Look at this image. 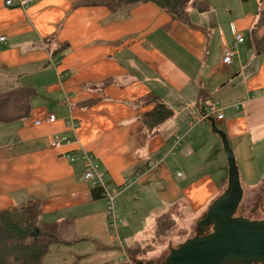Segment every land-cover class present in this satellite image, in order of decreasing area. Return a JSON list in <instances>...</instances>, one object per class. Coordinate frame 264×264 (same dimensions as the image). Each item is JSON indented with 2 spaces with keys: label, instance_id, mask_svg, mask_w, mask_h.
<instances>
[{
  "label": "crops",
  "instance_id": "crops-1",
  "mask_svg": "<svg viewBox=\"0 0 264 264\" xmlns=\"http://www.w3.org/2000/svg\"><path fill=\"white\" fill-rule=\"evenodd\" d=\"M6 1L0 0V94L33 88L36 96L28 118L0 122V212L40 203L43 222L62 225V243L51 245L42 264L128 262L127 249H143L173 208L201 221L228 186L210 169L223 162L208 157L220 155L219 140L208 136L212 142L201 149L199 133L211 130H187L205 114L212 116L206 122L222 114L217 121L228 140L264 153V56L250 39L264 0H199L207 11L190 8L189 24L152 3L114 18L106 7L74 8L79 0H29L23 8ZM63 44L67 49L55 56ZM150 94L173 111L152 131L140 121L156 106L143 102ZM177 134L185 138L171 158ZM55 141L62 146L51 147ZM84 154L106 173L104 192L117 195L116 231L101 190L85 179Z\"/></svg>",
  "mask_w": 264,
  "mask_h": 264
},
{
  "label": "trees",
  "instance_id": "trees-1",
  "mask_svg": "<svg viewBox=\"0 0 264 264\" xmlns=\"http://www.w3.org/2000/svg\"><path fill=\"white\" fill-rule=\"evenodd\" d=\"M148 3L156 5L172 20L182 21L185 24H189L190 8L200 12H206L208 8L207 3L199 0H79L74 4V8L106 7L114 18H120L130 10ZM250 39L256 55L264 56V10L258 15ZM61 46V49L55 51V56L58 53L62 54L68 47L66 44ZM35 96L36 90L33 88H20L0 94V122L12 123L28 118L33 109ZM143 102L146 105L156 103L151 112L140 117L143 126L149 131L158 129L173 117L172 109L156 95L146 96ZM143 169L144 167L138 172H142ZM96 189L101 190L100 197L105 196L102 188ZM42 213L40 203L0 212V264H42L51 245L62 243L60 232L62 225L45 224ZM206 230L208 231V229L200 231L207 233ZM127 253L129 260L138 264L141 261H136L137 258L148 252L134 247L128 248ZM107 264H128V262Z\"/></svg>",
  "mask_w": 264,
  "mask_h": 264
},
{
  "label": "water",
  "instance_id": "water-1",
  "mask_svg": "<svg viewBox=\"0 0 264 264\" xmlns=\"http://www.w3.org/2000/svg\"><path fill=\"white\" fill-rule=\"evenodd\" d=\"M212 129L224 144L228 186L199 222L200 230L209 232L201 231L187 239L164 264H264V221L235 217L244 196L239 168L226 134L216 128L214 121Z\"/></svg>",
  "mask_w": 264,
  "mask_h": 264
},
{
  "label": "rangeland",
  "instance_id": "rangeland-1",
  "mask_svg": "<svg viewBox=\"0 0 264 264\" xmlns=\"http://www.w3.org/2000/svg\"><path fill=\"white\" fill-rule=\"evenodd\" d=\"M247 44H251V42L248 40ZM211 123L212 122L205 121L203 123L197 124V122L194 121V128L189 127L187 130H189V134H191V132H193L195 128H200L204 125H206L207 128L211 130L210 132L208 131L207 136L205 134L199 133V138L195 141V145H198L201 149H204V144L206 142H212L208 136H210L211 138H217V140H219L218 149L220 155L218 156L215 150V152H211L210 156L208 157L211 162L217 161L219 157L223 158V162L219 161L216 165L210 167V169L213 168V175L219 180H221V175H219L218 173L221 172L223 177L228 178L229 164L227 155L224 150L222 138L218 134L213 133ZM215 124L219 131L224 132L223 130H221V123L217 121V119H215ZM174 129L175 128H173V131ZM175 131H177V129H175ZM188 139L189 138L187 137L186 140ZM228 141L236 157L240 173L241 186L244 192L242 202L238 208L235 217L247 218L249 217V211L251 210H253V212H258L259 218L264 217L261 214L260 210L258 211L259 207H264V181L260 183V180H264V153L259 154L258 152L255 153L254 151L249 150V144L247 143L242 144V148H240V141ZM167 143H169L168 138ZM180 151L181 150L179 147L176 152L171 155V158L174 155L180 154ZM257 157L260 160H258ZM259 164H261L262 167L261 165L259 166ZM181 211L182 206L173 208L156 223L157 226L160 222H162L159 225L157 232L152 229L150 232H148V236L146 240H144L145 242H143V245H146L143 249L150 250V252L147 254H142L140 257L137 258L136 261H141V263L144 264H164L165 259L171 254L173 250L178 248L187 239L196 237L199 235V233H201L198 227L200 222V220L198 219L201 217V215L193 214L190 217H182ZM175 218L179 219V226H177L176 223L173 221V219ZM165 223L168 224L167 228H165ZM192 226L194 228H192ZM163 231L164 233H162ZM151 238L153 239L150 240Z\"/></svg>",
  "mask_w": 264,
  "mask_h": 264
},
{
  "label": "built area",
  "instance_id": "built-area-1",
  "mask_svg": "<svg viewBox=\"0 0 264 264\" xmlns=\"http://www.w3.org/2000/svg\"><path fill=\"white\" fill-rule=\"evenodd\" d=\"M29 3V0H19L18 2H15V0H7L6 5L8 7L12 6H18L23 8L26 6V4ZM6 38L1 37L0 38V43H5ZM244 42V38L242 35L236 33V44H242ZM234 57V52L229 51L227 56L224 59L225 64H232ZM211 115L205 114L202 116L200 119H198L197 124L203 123L207 120L211 121L212 116ZM218 120L223 119V115L219 114L216 116ZM56 121V118L54 115H50L47 119L48 123H54ZM40 124V122L37 123V125ZM71 127L76 128L78 127L77 124H70ZM185 138L184 135L177 134L173 138L172 142V149L171 153H173L175 150H177L181 146L182 140ZM63 143L60 141H55L51 143V147L53 148H60ZM72 156L68 155V158H71ZM83 162L86 164L87 171L85 174V179L89 181L94 188H104L105 189V181H106V173L102 170L100 165L97 163L96 159L94 156L90 154H84L82 157ZM138 180L137 176H134L132 178H129L126 184L127 188H131L135 182ZM104 198L107 201V217H108V223L110 227L116 228L117 222L120 221L121 216L117 213V195L111 191L105 190L104 192ZM128 264H135L134 262L128 260Z\"/></svg>",
  "mask_w": 264,
  "mask_h": 264
},
{
  "label": "flooded vegetation",
  "instance_id": "flooded-vegetation-1",
  "mask_svg": "<svg viewBox=\"0 0 264 264\" xmlns=\"http://www.w3.org/2000/svg\"><path fill=\"white\" fill-rule=\"evenodd\" d=\"M260 210L261 214L264 216V207L258 209V211ZM258 212H253V210L249 211V217H247L248 219H250L251 221H264V217L259 218L258 216ZM245 218V217H244Z\"/></svg>",
  "mask_w": 264,
  "mask_h": 264
}]
</instances>
